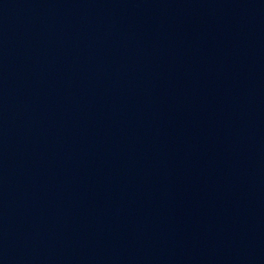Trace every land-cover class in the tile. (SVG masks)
Here are the masks:
<instances>
[{
  "label": "water",
  "instance_id": "obj_1",
  "mask_svg": "<svg viewBox=\"0 0 264 264\" xmlns=\"http://www.w3.org/2000/svg\"><path fill=\"white\" fill-rule=\"evenodd\" d=\"M0 264H264V0H0Z\"/></svg>",
  "mask_w": 264,
  "mask_h": 264
}]
</instances>
